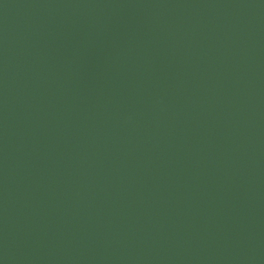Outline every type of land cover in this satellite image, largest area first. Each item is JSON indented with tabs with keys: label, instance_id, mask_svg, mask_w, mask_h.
Here are the masks:
<instances>
[{
	"label": "water",
	"instance_id": "water-1",
	"mask_svg": "<svg viewBox=\"0 0 264 264\" xmlns=\"http://www.w3.org/2000/svg\"><path fill=\"white\" fill-rule=\"evenodd\" d=\"M0 264H264V0H0Z\"/></svg>",
	"mask_w": 264,
	"mask_h": 264
}]
</instances>
